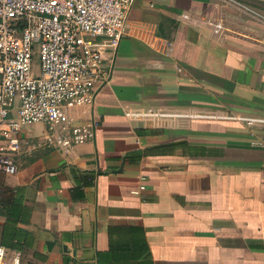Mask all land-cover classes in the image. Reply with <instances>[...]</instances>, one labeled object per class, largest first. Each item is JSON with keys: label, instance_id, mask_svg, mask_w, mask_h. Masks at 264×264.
Segmentation results:
<instances>
[{"label": "crops", "instance_id": "obj_1", "mask_svg": "<svg viewBox=\"0 0 264 264\" xmlns=\"http://www.w3.org/2000/svg\"><path fill=\"white\" fill-rule=\"evenodd\" d=\"M113 69L69 112L99 123L90 144L67 157L23 145L17 173L0 174V246L21 264H264V124L123 115L264 120V24L214 0H135Z\"/></svg>", "mask_w": 264, "mask_h": 264}, {"label": "built area", "instance_id": "obj_2", "mask_svg": "<svg viewBox=\"0 0 264 264\" xmlns=\"http://www.w3.org/2000/svg\"><path fill=\"white\" fill-rule=\"evenodd\" d=\"M214 1L218 11L235 9L264 24V13L252 5L240 0ZM134 3L0 0V174L17 173V155L23 145L52 149L67 157L95 139L99 123H77L69 112L91 106L98 90L111 79ZM222 21L217 17L210 26L222 30ZM171 52L172 44L167 43L164 55ZM123 115L139 125L171 119L264 124L259 118L171 113L152 107L126 108ZM34 125L41 126L40 133L26 138L24 129ZM0 264H21V254L0 246Z\"/></svg>", "mask_w": 264, "mask_h": 264}, {"label": "rangeland", "instance_id": "obj_3", "mask_svg": "<svg viewBox=\"0 0 264 264\" xmlns=\"http://www.w3.org/2000/svg\"><path fill=\"white\" fill-rule=\"evenodd\" d=\"M28 132H35L36 133H40L41 131V126L40 125H34L32 127H28V129H26Z\"/></svg>", "mask_w": 264, "mask_h": 264}]
</instances>
